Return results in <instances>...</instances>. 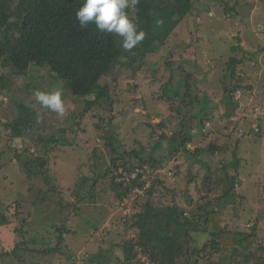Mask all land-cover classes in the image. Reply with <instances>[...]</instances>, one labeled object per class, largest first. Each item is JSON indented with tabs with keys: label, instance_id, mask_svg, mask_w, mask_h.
<instances>
[{
	"label": "rangeland",
	"instance_id": "1",
	"mask_svg": "<svg viewBox=\"0 0 264 264\" xmlns=\"http://www.w3.org/2000/svg\"><path fill=\"white\" fill-rule=\"evenodd\" d=\"M219 1L237 8L239 16L227 17ZM192 4V12L178 24L159 53L148 56L140 71L132 74L123 68L102 79L109 97L100 101V107L86 112L81 100L75 102L60 85L51 83L47 92L61 91L65 113L43 114L46 132L39 136L51 135L61 142L50 145L48 164L40 170L32 163L39 158L36 133L32 140L13 139L6 128L13 118V93L7 92V98L0 102V215L6 218L0 228V252L11 253L14 242L21 240L35 252L22 250L0 258V264H110V257L101 253L109 250L125 264H151L134 243L151 242L152 238L125 226L133 225L127 217L132 219L145 203L150 180H160L165 186H159V194L153 196L154 205L178 207L183 217H189V210L221 197L225 177L237 173L243 180L241 187L222 198L224 202L218 207L222 225L237 223L234 211L244 198V210L250 212H243L241 229L237 230L247 233L250 228L256 232V243L264 242V187L258 185L264 183V0H192ZM231 58L241 62L232 67ZM167 66L175 71L170 74ZM232 68L242 77L240 83L230 79ZM181 76H187L188 82ZM170 77L179 84L169 92L178 89L182 95L187 93L192 98L191 114L203 105V114L213 123L204 140L194 138L195 121L184 129L194 138L186 150L193 152L197 146L204 150L197 158L176 149L170 140L174 131L180 130L181 117L175 113V105L157 99H164L161 89ZM50 82L46 77L44 85ZM11 86L16 83L11 82ZM233 88L235 93H231ZM109 115L112 125L102 128L100 117L106 121ZM169 126L172 129L168 130ZM105 134L115 140L114 150L103 139ZM232 152L240 164L226 174L220 172L217 161H230ZM144 159L154 165H144ZM136 168L142 175L140 181L145 182L142 190L134 187L133 194L121 201L115 199L109 191L111 179L120 181L128 173L129 180L137 178ZM27 176L32 177L29 180ZM93 180L96 184L89 196ZM83 182L86 184L82 186ZM77 195L84 200L78 201ZM249 215L251 220L257 219L256 225L246 220ZM64 220L70 233L63 235L61 250L53 255L38 254L43 248H54L53 236L45 239L43 234L50 236L52 228ZM18 229L22 238L16 233ZM190 237V246L196 248L207 241L204 233ZM127 247L137 251L130 255L131 260L124 253ZM225 254L222 264H234L232 253ZM239 257L241 260L243 254ZM217 261L213 257L210 262Z\"/></svg>",
	"mask_w": 264,
	"mask_h": 264
},
{
	"label": "trees",
	"instance_id": "2",
	"mask_svg": "<svg viewBox=\"0 0 264 264\" xmlns=\"http://www.w3.org/2000/svg\"><path fill=\"white\" fill-rule=\"evenodd\" d=\"M82 4L83 0H0V65L5 70L3 75H0V102L7 98V92L13 93L11 105L13 118L6 126L10 130L11 138L32 140V136L36 133L39 158H35L32 163L34 166L37 165V170L48 164L49 154L52 152L50 145L61 141L54 140L51 135L39 136L42 132H46V120L43 119V114L50 110H41L44 107L36 102L34 93L37 90L47 91L53 83L60 85L61 89L65 90L75 102L81 100L86 112L100 107V101L109 97L108 87L101 85L102 79L112 75L113 72L122 71L123 68L130 70L132 74L140 71L148 56L159 53L174 29L193 10L192 0H140L135 8H129L126 11L137 24L138 30L146 33V38L127 52L121 47L120 37L101 33L94 24H90L86 29H80L75 13ZM222 7L227 17L239 16L240 12L237 8H230L227 3H223ZM158 20H161L162 24L158 25ZM233 51L236 52L237 48ZM240 62L236 58H231L230 65L235 67ZM167 70L170 74L175 71L168 66ZM179 70L184 71L182 67ZM229 73L231 80L240 83L242 77L235 73L234 68ZM46 77L52 80L48 85H44ZM181 77L182 81L188 82L187 76ZM11 82H15L16 86H11ZM178 84L179 82L170 77L168 83L161 89L165 100L161 97L157 99L166 101L169 106L175 105V113L181 117L180 130H175L174 136L170 138L173 143H176V149H182L189 157H196L204 150L197 146L193 152H189L186 146L196 137H202L204 140L205 131L210 129L213 123L203 114V105L200 106L199 113L191 114L192 98L187 93L182 95L178 89L169 92L170 87ZM235 91L233 88L231 93ZM236 107L238 104L235 101L234 108ZM253 118L251 116V119ZM100 119L101 127L105 129L113 123L111 115L106 121H103L101 117ZM193 121L196 122L194 138L192 134L184 133L186 126ZM96 127L100 126L96 125ZM214 127H216L215 124ZM167 129L172 127L169 126ZM256 131H260L259 125ZM103 139L107 141L110 149L114 150L116 142L113 137L105 134ZM228 160L223 158L217 161L220 172L226 174L229 169H236L240 164L234 152L230 161ZM142 162L145 163L144 165H154V162L145 159ZM25 167L27 173H31L28 164H25ZM136 173L137 178L132 180H129L131 173H128L127 178L116 176L119 180L122 178L120 181H114L113 177L109 184L110 194L121 201L133 194L134 187L142 190L145 182L140 181L142 175L137 168ZM27 177L30 180L32 176ZM49 181L51 180L46 177V182L49 183ZM95 182L96 180H93L90 191L88 190L89 196H92L91 191L94 189ZM242 182L237 173L232 177L226 176L221 197L216 198L213 203L204 202L202 206L189 210L187 212L189 217H183L184 212L178 207L154 205L153 196L159 194V186L164 189L165 186L160 180H150V188L145 193L147 198L145 203L142 204L140 211L132 215V219L126 216L127 221L130 219L133 225L125 224V226L130 231L137 229L139 235L150 236L152 241L137 240L134 245L139 247L140 254L145 256L151 264H212L210 261L213 257L218 259L213 264H222L227 258L225 254L227 251L232 253L234 264H245L247 261L249 264H264V242L256 243V232H250V228L247 233L237 230V228L241 229L239 222L244 216L243 212H250L249 209L244 210L242 204L244 198H240L239 209L234 211L237 223L235 221L229 222L231 226L222 225V210L218 208L219 204L224 202L222 198L232 195L237 187H241ZM84 184L86 182H83L82 186ZM258 185L264 187V183H258ZM50 192L55 193L53 190ZM262 192L264 193V189ZM77 199L83 201L84 197L80 198L77 195ZM78 212L75 211V214ZM251 218L252 216L249 215L246 220L256 225L257 219L251 220ZM5 219L0 215V228L6 224ZM52 229L53 233L50 236L47 234L43 236L45 239L53 236L54 248H43L39 253L37 252L38 254L53 255L59 252L63 235L70 233L65 226V220ZM16 233L22 238L21 229H18ZM192 233H204L207 236V241L201 248L190 246ZM24 244L28 245L22 243V240L20 243L15 241L11 253L0 252V258L4 259L22 250L35 252ZM129 249L127 247L124 251L129 256L127 260H131L130 255L137 252L136 248L131 251ZM101 253L104 257H110V264H125L116 256L114 257V253L110 250ZM240 254H243L241 260H239Z\"/></svg>",
	"mask_w": 264,
	"mask_h": 264
},
{
	"label": "clouds",
	"instance_id": "3",
	"mask_svg": "<svg viewBox=\"0 0 264 264\" xmlns=\"http://www.w3.org/2000/svg\"><path fill=\"white\" fill-rule=\"evenodd\" d=\"M140 0H83L75 13L80 29L94 24L97 30L105 34H113L121 38V47L130 52L145 38L146 33L138 30L137 24L128 16L127 9L135 8ZM157 24H162L161 20ZM35 100L42 107L63 116L65 105L62 93L37 90Z\"/></svg>",
	"mask_w": 264,
	"mask_h": 264
}]
</instances>
